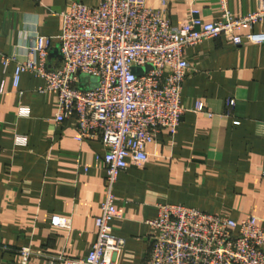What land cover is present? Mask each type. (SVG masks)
Returning <instances> with one entry per match:
<instances>
[{"label":"crops","instance_id":"0c3cea01","mask_svg":"<svg viewBox=\"0 0 264 264\" xmlns=\"http://www.w3.org/2000/svg\"><path fill=\"white\" fill-rule=\"evenodd\" d=\"M72 1L0 0V51L19 53L37 34L52 38L50 65L60 64L61 13ZM173 25L193 8L205 19L222 15L220 0H167ZM235 17L259 0H227ZM163 8L162 0H147ZM256 32L263 31L260 23ZM186 109L175 134L162 131L148 146L149 160L130 164L118 178L113 234L125 239L121 264H143L153 245L157 205L170 203L223 217L248 215L264 225V43L235 45L225 36L185 49ZM15 63L0 58V264H71L86 257L97 237L95 224L105 197L106 148L80 142L75 117L55 120L54 92L46 81L24 73L14 87ZM233 100L234 105L229 106ZM205 104V111L196 106ZM26 109L27 113H25ZM54 216L69 226H55Z\"/></svg>","mask_w":264,"mask_h":264},{"label":"built area","instance_id":"2783aa9c","mask_svg":"<svg viewBox=\"0 0 264 264\" xmlns=\"http://www.w3.org/2000/svg\"><path fill=\"white\" fill-rule=\"evenodd\" d=\"M220 1L219 19L207 20L201 9L193 8L181 26L172 24L167 0H162L163 8L147 0H101L95 6L72 1L60 15L59 65H50L52 38L41 34L25 45L23 58L0 51L5 68L15 63L14 87L27 72L43 78L46 90L57 98L55 120L74 116L78 140H97L106 148L97 237L86 257L69 263L121 264L125 239L115 236L112 226L115 187L130 164L141 167L148 162V146L162 131L176 133L186 112L185 49L221 36L235 45L264 43V0L242 17L231 13L227 0ZM260 23L263 31L256 32ZM82 75L87 79L81 80ZM196 110L205 111V104L199 102ZM157 209V218L149 221L157 233L143 264H264V225L257 216L237 220L170 203H160ZM52 223L69 226L60 216ZM21 254L28 264L30 250L23 248Z\"/></svg>","mask_w":264,"mask_h":264},{"label":"water","instance_id":"95a60500","mask_svg":"<svg viewBox=\"0 0 264 264\" xmlns=\"http://www.w3.org/2000/svg\"><path fill=\"white\" fill-rule=\"evenodd\" d=\"M134 71H135L136 73L140 74V75L142 74V71L139 70L138 68H135ZM86 79H87V76H86V75H82V76H81V80H86ZM93 81H95V79H93Z\"/></svg>","mask_w":264,"mask_h":264}]
</instances>
